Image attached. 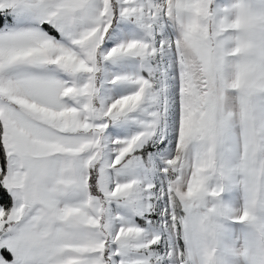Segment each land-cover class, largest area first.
Masks as SVG:
<instances>
[{
    "label": "snow or ice",
    "instance_id": "snow-or-ice-1",
    "mask_svg": "<svg viewBox=\"0 0 264 264\" xmlns=\"http://www.w3.org/2000/svg\"><path fill=\"white\" fill-rule=\"evenodd\" d=\"M0 264H264V0H0Z\"/></svg>",
    "mask_w": 264,
    "mask_h": 264
}]
</instances>
